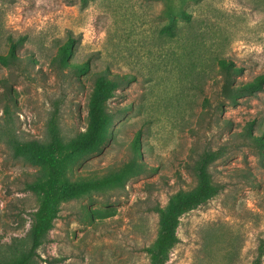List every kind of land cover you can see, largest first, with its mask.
<instances>
[{"label":"rangeland","instance_id":"1","mask_svg":"<svg viewBox=\"0 0 264 264\" xmlns=\"http://www.w3.org/2000/svg\"><path fill=\"white\" fill-rule=\"evenodd\" d=\"M69 37L73 67L55 60ZM12 42L14 59H0V257L29 244L41 200L29 186L45 175L14 155L13 140L47 142L55 111L64 140L85 130L101 71L124 79L108 101L116 118L68 178L101 177L133 159L145 171L63 201L37 263L149 264L156 208L196 186V161L212 150L219 192L180 216L165 264H252L264 238V147L250 136L264 137V89L230 103L216 58L242 67L238 82L264 73V0H0V54Z\"/></svg>","mask_w":264,"mask_h":264},{"label":"trees","instance_id":"2","mask_svg":"<svg viewBox=\"0 0 264 264\" xmlns=\"http://www.w3.org/2000/svg\"><path fill=\"white\" fill-rule=\"evenodd\" d=\"M172 26L169 25L167 28L172 29ZM74 44L75 39L69 37L65 43L60 45L55 57L56 62L67 67L70 64L68 57L72 53ZM16 45L15 42L10 44L8 56L0 54L3 62L8 58L14 59ZM216 62L222 79L221 93L230 103L235 104L239 97L264 89V73L258 74L249 81L238 82L236 77L242 74V67L221 57H217ZM78 66L82 72H88L90 68L87 61ZM123 80L118 74L95 72L93 87L88 96L87 125L85 130L80 131L75 137L69 140L63 139L55 111L48 122L49 139L47 142L13 140L14 155L25 157L32 163L41 165L45 170V175L29 186L31 190L41 194L39 207L32 215L27 236L29 244L26 246L24 242L19 241L17 244L19 248L10 252L6 257H0V264H38L36 259L39 257L38 249L52 228L58 207L63 201L110 186H124L130 177L145 171V165L133 159L119 169L101 177L73 181L68 178V172L75 163L83 156L98 151L105 143L116 118V112L109 108L108 101L117 93ZM250 140L253 144L264 147L263 136H250ZM138 144L139 136L133 142L135 149L138 148ZM218 157V151L203 152L195 165L196 186L191 190L175 194L164 208H156L159 216V229L154 242L146 249L149 254V264L166 263L171 248L178 241L176 228L180 216L219 192V186L213 184L209 171L210 165ZM263 256L264 238L258 243L256 257L252 264H261Z\"/></svg>","mask_w":264,"mask_h":264}]
</instances>
